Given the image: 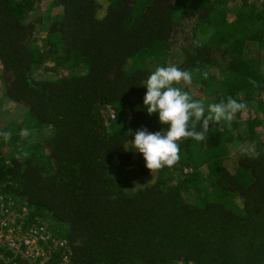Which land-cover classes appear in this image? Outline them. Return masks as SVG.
<instances>
[{"label": "trees", "instance_id": "trees-1", "mask_svg": "<svg viewBox=\"0 0 264 264\" xmlns=\"http://www.w3.org/2000/svg\"><path fill=\"white\" fill-rule=\"evenodd\" d=\"M231 1L53 0L44 26L42 0H0V78L28 114L0 129V196L20 241L58 242L48 264H264V3L230 17ZM48 63L58 77L39 76ZM170 65L191 71L176 86L205 106L245 108L151 171L131 142L162 127L143 81ZM23 124L48 136L27 144Z\"/></svg>", "mask_w": 264, "mask_h": 264}, {"label": "clouds", "instance_id": "clouds-1", "mask_svg": "<svg viewBox=\"0 0 264 264\" xmlns=\"http://www.w3.org/2000/svg\"><path fill=\"white\" fill-rule=\"evenodd\" d=\"M203 77L207 79V73ZM192 78L191 71L170 65L157 66L143 81V107L148 115L157 117L162 127L156 132L136 130L131 144L151 171L173 166L179 159L182 140L203 142L213 121H231L236 112L245 108L231 97L205 106L176 86L181 81L191 84Z\"/></svg>", "mask_w": 264, "mask_h": 264}, {"label": "rangeland", "instance_id": "rangeland-1", "mask_svg": "<svg viewBox=\"0 0 264 264\" xmlns=\"http://www.w3.org/2000/svg\"><path fill=\"white\" fill-rule=\"evenodd\" d=\"M53 0H42V2L40 3V9H38L36 11L35 17H41L43 18V22H44V26L48 23V18L51 19V13L53 12H48L46 10V3L52 2ZM261 4L264 3V0H260ZM242 2L241 0H236L235 2L231 1V3L229 4V8L225 9V11L227 12V14L230 17H233L237 12L239 7L241 6ZM55 14L53 13V16ZM56 16V15H55ZM54 16V18H55ZM59 18V16H57ZM211 32H204V33H200V39L201 40H206L210 37ZM250 52H252L253 57H256V52L257 49L255 46H251L250 47ZM177 61V57L173 56L171 57V61L169 62H175ZM45 68L47 67L48 69H50L51 64H45L44 66ZM43 67V69H44ZM50 73H47V71H45V69L39 74L40 77H43L44 75L46 77H58V74L54 71V69H50ZM216 72H219L217 70H214ZM4 83H2L1 78H0V129H6V127H18V125L20 123H23L26 119L28 114L25 113L24 108H22L20 105L16 104V103H12L11 100L6 96L5 94V89L3 86ZM23 129L26 132L25 135L28 136V141L26 142L31 143L33 141H44L46 135L48 136V134L44 131V130H39L35 131V129H30L27 128L26 125L23 124ZM5 135L2 136L1 141L5 140L6 138H4ZM7 137V136H5ZM12 143L11 144H3L2 146V152L3 154H7L8 152H10V147H12ZM5 201L3 200V197L0 196V216H5V218H0V264H8L9 263V258L5 257V252L7 251H11L12 254L15 255V259L18 255H20L21 259L25 258V259H33L31 264H48L46 262L47 254L46 252L48 250H46V246L47 245H51V243H53L52 245H56L58 242L54 239L50 240V236L47 235L42 239L39 234L37 236L36 241L33 239H30L29 236L27 237H23L22 240L20 241V237H18V235H16L15 232V228H13L14 222H15V216L13 217V221L11 222V220L9 218H6L7 215H9L11 212H14L15 209H6L5 208ZM10 205L11 207L14 206V203L10 201ZM11 210V211H9ZM3 211V212H2ZM4 213V214H3ZM6 223L7 227H3ZM38 231V230H37ZM39 232V231H38ZM39 240V241H38ZM3 250V251H2ZM41 253H44L45 256L43 257L41 255ZM40 256L41 259L37 260V257Z\"/></svg>", "mask_w": 264, "mask_h": 264}, {"label": "built area", "instance_id": "built-area-1", "mask_svg": "<svg viewBox=\"0 0 264 264\" xmlns=\"http://www.w3.org/2000/svg\"><path fill=\"white\" fill-rule=\"evenodd\" d=\"M2 212H3V211H2ZM3 214H4V213H3ZM7 224H8V223H6L3 227L8 228V227H7ZM38 234H39V236H40L42 239L47 235L46 232L42 233L41 231L38 232L37 230H35V231H32V232L30 233V235H28V236L30 237V239H33V240L36 241ZM47 236H48V235H47ZM38 241H39V240H38ZM41 255H42V256H45L44 253H41Z\"/></svg>", "mask_w": 264, "mask_h": 264}]
</instances>
